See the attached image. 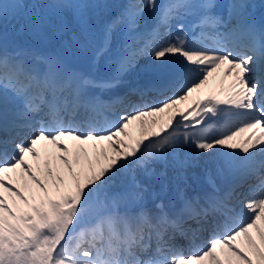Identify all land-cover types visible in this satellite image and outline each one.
Segmentation results:
<instances>
[{
	"label": "snow or ice",
	"instance_id": "6c2138e0",
	"mask_svg": "<svg viewBox=\"0 0 264 264\" xmlns=\"http://www.w3.org/2000/svg\"><path fill=\"white\" fill-rule=\"evenodd\" d=\"M257 155L251 0H0V264H264Z\"/></svg>",
	"mask_w": 264,
	"mask_h": 264
},
{
	"label": "bare ground",
	"instance_id": "6f19581e",
	"mask_svg": "<svg viewBox=\"0 0 264 264\" xmlns=\"http://www.w3.org/2000/svg\"><path fill=\"white\" fill-rule=\"evenodd\" d=\"M254 4H255V2H258V4H257V7H258V9L260 10V16L261 17H264V0H253L252 1ZM149 10L148 9H146L145 10V14H144V17H143V19H142V21H147V24H150V25H152L153 24V22H151V19H152V16H150L148 13H146V12H148ZM142 21H141V24H142ZM214 77L216 78V81H218L219 80V75L218 74H214ZM210 79H212V78H210ZM225 83H227V82H225ZM194 96H196L197 94H193ZM184 107H185V105H183ZM182 109L184 108V107H182V106H180ZM168 111V110H167ZM140 127H139V122H133V124H132V130H131V132H132V134H133V136H139L140 135ZM244 135H247V133H245ZM189 151H191V150H185L184 152H189ZM182 153V152H181ZM183 154V153H182ZM264 159V157H262V156H260V155H257L256 156V160L259 162V161H261V160H263ZM254 180H252V181H249V183L250 184H253V183H256V180H255V178H253ZM245 190H247V187H245ZM247 193V192H246ZM248 195V193L247 194H245V196H247ZM237 199V198H236ZM235 200V199H234ZM238 201H240V200H238ZM234 205H236V202H231V206H234Z\"/></svg>",
	"mask_w": 264,
	"mask_h": 264
},
{
	"label": "rangeland",
	"instance_id": "374dc122",
	"mask_svg": "<svg viewBox=\"0 0 264 264\" xmlns=\"http://www.w3.org/2000/svg\"><path fill=\"white\" fill-rule=\"evenodd\" d=\"M27 2H31V0H27ZM120 2H122V0H120ZM143 24H141V26H142ZM4 27H6L7 28V30H8V32L10 33V34H13V29H14V27L15 28H18L19 27V25H18V23H17V20H14L11 16H10V20H7L6 21V23H4ZM142 28L143 27H141V30H142ZM14 39L16 40V42H20V41H22V42H25V41H32V37H30V36H28L27 34H22V35H14ZM41 44H42V46H44V47H50V48H52V47H54L55 46V42H51V43H48V44H44L43 42H41ZM42 48V47H41ZM183 106V105H182ZM167 111V110H166ZM132 125H130V127H129V131L131 132V130H132V127H131ZM181 151L183 152L184 151V149H181ZM159 167V166H158Z\"/></svg>",
	"mask_w": 264,
	"mask_h": 264
}]
</instances>
